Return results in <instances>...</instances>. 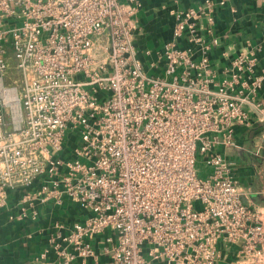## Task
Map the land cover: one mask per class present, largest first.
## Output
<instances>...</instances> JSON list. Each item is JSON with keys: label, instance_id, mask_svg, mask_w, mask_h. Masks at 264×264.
Instances as JSON below:
<instances>
[{"label": "built area", "instance_id": "obj_1", "mask_svg": "<svg viewBox=\"0 0 264 264\" xmlns=\"http://www.w3.org/2000/svg\"><path fill=\"white\" fill-rule=\"evenodd\" d=\"M212 4L177 14L153 72L134 45L135 6L0 0V208L18 190L20 218L48 200L86 212L54 225V261L43 249L31 264H218L231 245L240 261L262 253L261 215L241 199L235 160L214 148L236 145L252 114L264 121V65L255 71V54L240 52L216 78L207 54L219 38L198 33ZM9 52L20 79L5 86Z\"/></svg>", "mask_w": 264, "mask_h": 264}, {"label": "crops", "instance_id": "obj_2", "mask_svg": "<svg viewBox=\"0 0 264 264\" xmlns=\"http://www.w3.org/2000/svg\"><path fill=\"white\" fill-rule=\"evenodd\" d=\"M127 6H135L133 17L137 26L133 34L134 45L138 50L145 68L151 69L150 63L161 66L159 54L163 44L171 37L177 14L197 7L205 0H119ZM210 0L213 8L210 11L213 20L208 28L206 19L201 18L199 34L208 38L216 36L219 44L213 46L207 54L208 62L216 78L228 77L225 70L231 59L240 52L254 53L256 56L255 71L264 65V0ZM200 46L194 47V59L200 58ZM10 51V49H9ZM8 69L2 78L5 86L15 84L20 79L14 59L9 52ZM264 107V88L259 92ZM236 145H217L214 150L223 156L235 160L234 175L239 181L238 190L244 203L255 209L260 215L264 231V121L251 115L246 126L234 129ZM20 192L8 191L6 206L0 208V264H31L43 249H47V258L55 260V251L48 242L49 234L55 224L66 228L74 221L85 216V211L78 204L64 200L60 206L51 200L36 202L35 213L26 212L20 218L18 209ZM106 232L98 234L92 241L97 252L103 243ZM218 264H264V247L262 253L250 262L238 260L236 246L221 250ZM102 264L105 256L99 255ZM92 262V260H89Z\"/></svg>", "mask_w": 264, "mask_h": 264}, {"label": "rangeland", "instance_id": "obj_3", "mask_svg": "<svg viewBox=\"0 0 264 264\" xmlns=\"http://www.w3.org/2000/svg\"><path fill=\"white\" fill-rule=\"evenodd\" d=\"M197 169H198V174L201 177H205L206 176V167L204 166V164L202 163V161L200 159H198L197 163H196Z\"/></svg>", "mask_w": 264, "mask_h": 264}]
</instances>
